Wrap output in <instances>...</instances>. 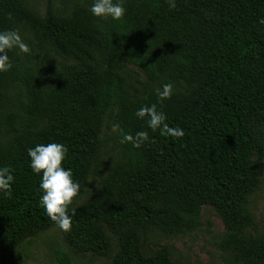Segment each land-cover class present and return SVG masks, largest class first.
Wrapping results in <instances>:
<instances>
[{"label":"trees","instance_id":"16d2710c","mask_svg":"<svg viewBox=\"0 0 264 264\" xmlns=\"http://www.w3.org/2000/svg\"><path fill=\"white\" fill-rule=\"evenodd\" d=\"M91 3L68 7L65 0L57 9L49 0L41 15L26 0H0V31L32 34L28 63L12 51V69L0 72V167H10L15 178L12 195L0 196V264H19L22 242L56 226L38 203L39 177L27 149L66 145L64 166L82 187L110 114L120 139L139 131L149 139L139 148L122 143L121 159L97 195L74 208L71 242L108 255L103 222L117 236L115 264H173L165 248L141 254L137 226L192 231L210 204L236 230L222 244L234 264H264V243L245 236L257 183L252 154L264 156V0H175V8L168 0H124L121 21L93 17ZM34 50L46 51L38 69L28 65ZM51 54L61 57L57 66L47 62ZM127 64L149 80L139 99L125 86ZM169 82L174 95L157 107L169 127L185 130L183 138L161 135L134 115L156 103L155 90ZM57 259L72 263L63 249Z\"/></svg>","mask_w":264,"mask_h":264},{"label":"rangeland","instance_id":"374dc122","mask_svg":"<svg viewBox=\"0 0 264 264\" xmlns=\"http://www.w3.org/2000/svg\"><path fill=\"white\" fill-rule=\"evenodd\" d=\"M57 9L64 8L65 0H52ZM76 0H69L71 7ZM28 6L38 14L44 15L49 0H26ZM32 34L22 29L21 37L24 41ZM21 57L28 63L25 54ZM46 51L34 50L32 62L28 65L38 69L45 60ZM51 66H57L61 57L51 54L46 59ZM125 86L134 98H141L149 81L144 71L134 65L127 64L122 71ZM259 128L264 132V124ZM121 139L117 135V129L110 114L106 117L100 135V149L96 161L89 173L88 178L81 187L77 197L73 199L71 209L78 207L99 192L108 172L121 159ZM253 168L257 174V183L248 201V211L251 223L245 229L248 239L264 243V156L258 151L252 154ZM201 225L192 231L177 232L150 226L143 228L138 225L140 238V251L145 257L154 256L159 250L165 248L170 261L173 264H234V254L225 249L223 241L236 230L228 227L223 215L213 205L207 204L202 207L200 214ZM100 226L107 233L111 248L109 254H99L92 250L83 251L68 238L69 232L53 226L41 230L37 235L28 237L22 242L17 250L19 264H61L57 259V251L63 249L72 259L71 264H115L114 258L119 252L117 236H115L103 222ZM127 226L123 235L130 230ZM71 230V229H70ZM240 264H252L248 260H241Z\"/></svg>","mask_w":264,"mask_h":264},{"label":"clouds","instance_id":"9594fccd","mask_svg":"<svg viewBox=\"0 0 264 264\" xmlns=\"http://www.w3.org/2000/svg\"><path fill=\"white\" fill-rule=\"evenodd\" d=\"M170 8H175V0H168ZM89 13L103 20L121 21L126 15L127 9L124 0H92ZM264 24V19L259 21ZM16 51L17 54H31V48L21 37L16 29L0 31V72L12 69L13 63L9 52ZM157 102L140 107L134 115L146 120L147 127L153 131L159 129L161 135L172 138H183L185 130L177 127H169L165 122V113L158 109V104L171 99L174 95L173 83H163L156 90ZM149 139L147 131H139L133 136L130 133L121 135V143H130L139 148ZM68 148L62 143L49 142L37 143L27 149L29 168L33 175L39 177L38 203L45 215L62 231L68 232L72 227V216L74 209H70L73 199L81 191V184L74 180L71 168L65 167ZM15 178L12 169L8 166L0 167V196L8 198L12 195V185Z\"/></svg>","mask_w":264,"mask_h":264}]
</instances>
